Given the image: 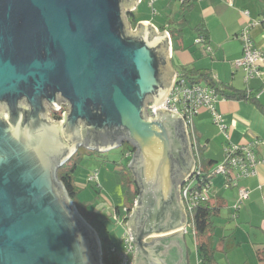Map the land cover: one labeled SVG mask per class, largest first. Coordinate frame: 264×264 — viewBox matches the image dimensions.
<instances>
[{"label":"water","instance_id":"water-1","mask_svg":"<svg viewBox=\"0 0 264 264\" xmlns=\"http://www.w3.org/2000/svg\"><path fill=\"white\" fill-rule=\"evenodd\" d=\"M138 2L0 0V264H106L58 170L80 147L125 141L141 192L128 222L134 264H190L183 230L145 241L187 224L180 188L195 159L181 114L148 113L176 73L166 30L130 29ZM58 95L68 107L61 124L44 116Z\"/></svg>","mask_w":264,"mask_h":264},{"label":"crops","instance_id":"crops-1","mask_svg":"<svg viewBox=\"0 0 264 264\" xmlns=\"http://www.w3.org/2000/svg\"><path fill=\"white\" fill-rule=\"evenodd\" d=\"M156 2L157 0L151 5L150 0H140L134 9H128L127 12L134 13L136 23L148 21L160 33L164 30L168 32L172 51L170 63L175 73L183 69L192 71L195 75L206 73L219 87L230 93L246 90L248 87L254 92L261 89L260 79L245 82L244 71L236 68L234 61L243 55L239 34L245 27H250L256 46L264 53V0H234V5L228 0H187L185 7H182L179 0L180 4L173 3L174 0H159V6ZM259 21L261 23L256 24ZM181 26L182 34L179 36L178 29ZM199 26H204L206 30V39L211 51L196 43L197 37L201 35L197 31ZM174 29L177 31L176 36L172 34ZM200 82L206 83L202 80ZM220 94L217 109L223 115L227 127L225 131L221 130L214 122L211 112L202 109L194 117V133L191 138L193 152L199 156L202 164L211 160L218 164L224 159L226 146L244 145L254 139H260L263 144L260 145L258 155L264 157V93L257 98V103L227 98L221 91ZM257 170L255 176L243 178L238 182V186L230 188L224 187L222 176L219 181H215L216 176L212 179L208 195L212 203L219 208V213L214 218L216 228L213 237V245L217 249V264H264L259 255V252L264 250V162L258 165ZM99 182L100 186L94 183L97 193L102 192L104 185L100 177ZM76 184L84 189L87 183L76 178ZM239 187L249 189L250 197L234 217ZM115 206L111 216L105 215L106 208L97 212L103 216L114 247L121 251L124 248L122 235L125 229L130 227L128 222L135 205L125 216L123 223L114 218ZM184 207L186 210L185 204ZM186 214L187 224L184 227L171 233L148 236L145 241L150 242L155 237L169 236L183 230L190 264H202L187 211ZM188 226H191L193 240L187 237ZM113 231L116 232L117 239L113 237ZM134 256L135 253L132 255L133 263Z\"/></svg>","mask_w":264,"mask_h":264},{"label":"built area","instance_id":"built-area-1","mask_svg":"<svg viewBox=\"0 0 264 264\" xmlns=\"http://www.w3.org/2000/svg\"><path fill=\"white\" fill-rule=\"evenodd\" d=\"M155 0H150L153 5ZM187 0H179L181 4H185ZM231 5H234V0H228ZM247 13V12H245ZM261 22H256L260 24ZM239 38L243 44V55L241 58L234 61L236 68L244 71L245 82L253 79H260L262 87L258 91H253L249 87L246 89L249 95L254 93L256 98H259L264 93V53L255 44L251 34L250 27H245L239 34ZM196 43L201 44L207 51H211V46L207 43L204 35H199ZM221 99L220 91L209 85L208 83H199L190 80L181 72H176L173 85L167 94L166 98L155 106L148 107V113L154 115L157 113L158 108H165L170 111H175L181 114L187 127L189 134L191 149L192 135L194 133V117L202 110L207 109L213 115L214 122L219 125L221 130L225 131L226 124L224 123L223 115L217 109V103ZM60 106L58 107V109ZM263 144L260 139H254L244 145L230 144L224 149V159L222 162L214 165L211 169V176L217 175L224 178V187L230 188L238 186V182L243 178L255 176L258 172V165L264 162V157H259V148ZM193 152V149H192ZM133 152H126V156L132 158ZM195 159V167L190 177L185 180L180 188V195L182 202L186 206V211L189 214L193 206L200 200L209 198V189L212 186V180L208 182L201 190H194V183L197 181V176L203 174V164L199 156L193 152ZM88 181L100 186L99 172L95 171L88 177ZM250 197L249 189L239 187L238 200L234 205L233 216H237V211L242 207L243 203ZM138 200L135 201V204ZM126 211V208L124 209ZM130 213V212H129ZM128 213V214H129ZM116 221L123 223L124 219L116 212L114 214ZM186 230V227H185ZM124 248L118 251L115 247L112 248L113 252L117 253L118 264H134L132 255L135 253L137 244L133 240V233L130 227L125 229L122 235Z\"/></svg>","mask_w":264,"mask_h":264},{"label":"trees","instance_id":"trees-1","mask_svg":"<svg viewBox=\"0 0 264 264\" xmlns=\"http://www.w3.org/2000/svg\"><path fill=\"white\" fill-rule=\"evenodd\" d=\"M185 7V4H182ZM133 12H127V17L134 23L136 20L133 18ZM183 25V24H182ZM183 26L178 29L179 36L182 34ZM197 31L206 37V30L204 26H199ZM173 36H176L177 31L174 29L172 31ZM185 76L194 82H199L202 80L209 85L217 88L219 91L223 92L227 98L242 99L252 102H259L254 96V93L249 95L246 90H236L233 93L227 92L224 88L219 87L211 76L206 73H197L195 75L192 71L183 69L181 71ZM56 118H61L59 115ZM124 146V157H126L127 163L120 164L119 172L121 176L122 191L127 200V203L115 206V212L122 217L124 220L125 216L131 212L135 205V201L140 195V187L136 180V176L131 166L129 165L131 158L126 156V152H134L135 147H133L128 142H123ZM88 150L84 147H80L76 153L58 170V177L63 183L68 195L75 203L77 209L81 215L86 219V221L97 231L101 240L103 261L106 264H118V256L116 252L112 251L114 243L110 238L109 230L104 223L103 216L90 209L89 205L85 201H81L79 194L81 188L76 184L75 171L78 167V163L82 156H84ZM91 154V152H88ZM217 164L215 161H205L203 164V174L202 176H197L196 182L194 183V190H201L208 182H210L214 177L211 176V168ZM126 208V211L124 210ZM219 213V208L212 203L208 198L205 200L200 199L194 206L192 211L189 213V220L193 226L196 246L199 256L201 258L202 264H217L215 255L217 252L216 247L213 245V237L215 233V223L214 218ZM260 258L264 260V250L259 252Z\"/></svg>","mask_w":264,"mask_h":264},{"label":"rangeland","instance_id":"rangeland-1","mask_svg":"<svg viewBox=\"0 0 264 264\" xmlns=\"http://www.w3.org/2000/svg\"><path fill=\"white\" fill-rule=\"evenodd\" d=\"M175 2L179 3L178 0H174L173 3ZM156 5L159 6V0H157ZM176 8L178 9V7ZM149 11L152 12V9L149 8ZM127 21L129 22L130 29L132 31H135L138 23L132 22L128 17ZM65 110L67 112L68 108ZM5 112L6 109L3 106L0 109V113L5 114ZM65 113H63V118ZM54 122H59L61 124L63 122V119L62 121ZM86 149L88 150V152H91V154L87 152L84 156H82L74 174L75 179L77 178L78 180H83L87 183L86 187L84 189H81L79 198L82 201H86L90 209L100 211L106 208L105 215L111 216L113 207L115 205H122L127 203V200L125 199L122 191L121 176L119 172L120 164H126L128 160L126 157H124V146H122L121 144L107 151H99L89 148ZM95 171H99V177L104 182V185H102L101 193H97L98 191L94 187V183L88 181L89 175L94 173ZM220 179L221 176L217 175L215 181H219ZM187 229V237L190 240H193L191 226H188ZM113 235L112 236L117 239L115 231H113Z\"/></svg>","mask_w":264,"mask_h":264},{"label":"flooded vegetation","instance_id":"flooded-vegetation-1","mask_svg":"<svg viewBox=\"0 0 264 264\" xmlns=\"http://www.w3.org/2000/svg\"><path fill=\"white\" fill-rule=\"evenodd\" d=\"M19 105H21L22 107H29L30 104L29 102L27 101L26 98H22L21 100H19ZM5 107L6 109V112L5 114H8V109L6 108L7 105L6 104H3L0 106V109L2 107ZM44 106L45 108H47V112L44 113V116L53 120V121H62L63 119V113L66 112L65 109H67V105L65 104V102L63 101V99L60 97V95L57 96V106L54 108L52 106H50L49 102L47 100H45L44 102ZM60 106V108L58 109V107ZM60 116L61 118H56V116Z\"/></svg>","mask_w":264,"mask_h":264}]
</instances>
